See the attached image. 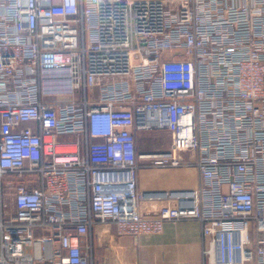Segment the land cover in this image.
<instances>
[{"label": "built area", "instance_id": "2783aa9c", "mask_svg": "<svg viewBox=\"0 0 264 264\" xmlns=\"http://www.w3.org/2000/svg\"><path fill=\"white\" fill-rule=\"evenodd\" d=\"M151 130L168 152L138 151ZM143 167L196 185L140 192ZM182 221L203 264H264V0H0V264Z\"/></svg>", "mask_w": 264, "mask_h": 264}, {"label": "crops", "instance_id": "0c3cea01", "mask_svg": "<svg viewBox=\"0 0 264 264\" xmlns=\"http://www.w3.org/2000/svg\"><path fill=\"white\" fill-rule=\"evenodd\" d=\"M197 177L194 168L143 167L137 172V187L140 192L187 190L195 187ZM157 207L156 203H140L143 214L153 213ZM91 236L93 264H203L201 231L196 221L165 223L161 234L138 240L118 236L112 224H96Z\"/></svg>", "mask_w": 264, "mask_h": 264}, {"label": "rangeland", "instance_id": "374dc122", "mask_svg": "<svg viewBox=\"0 0 264 264\" xmlns=\"http://www.w3.org/2000/svg\"><path fill=\"white\" fill-rule=\"evenodd\" d=\"M139 143L138 149L140 152L149 151H162L168 152L171 145V134L165 130H151L147 132H141L138 135ZM72 138H58V141H71ZM185 160H193L192 158L183 155Z\"/></svg>", "mask_w": 264, "mask_h": 264}]
</instances>
